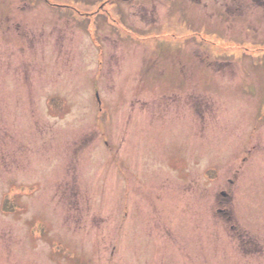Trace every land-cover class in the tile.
Listing matches in <instances>:
<instances>
[{
	"label": "rangeland",
	"instance_id": "1",
	"mask_svg": "<svg viewBox=\"0 0 264 264\" xmlns=\"http://www.w3.org/2000/svg\"><path fill=\"white\" fill-rule=\"evenodd\" d=\"M145 2L0 0V264H264V0Z\"/></svg>",
	"mask_w": 264,
	"mask_h": 264
}]
</instances>
